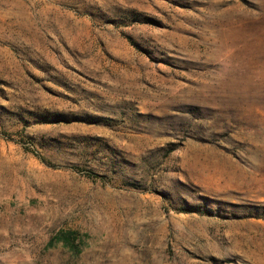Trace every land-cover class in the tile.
I'll list each match as a JSON object with an SVG mask.
<instances>
[{"label":"rangeland","instance_id":"obj_1","mask_svg":"<svg viewBox=\"0 0 264 264\" xmlns=\"http://www.w3.org/2000/svg\"><path fill=\"white\" fill-rule=\"evenodd\" d=\"M0 129V264H264V0H0Z\"/></svg>","mask_w":264,"mask_h":264},{"label":"trees","instance_id":"obj_2","mask_svg":"<svg viewBox=\"0 0 264 264\" xmlns=\"http://www.w3.org/2000/svg\"><path fill=\"white\" fill-rule=\"evenodd\" d=\"M1 130V129H0ZM1 133L4 135V136H8V137H11L10 136V132L9 131H6V130H4V131H2L1 130ZM26 137V139L28 138L27 136H25ZM24 140V141H23ZM21 144H23V146H24V148L26 149V150H30V149H28V147L29 148H31L30 147V145L32 144L30 141H28V142H26L25 141V139H22L21 141H19ZM27 143H29V144H27ZM32 150V149H31ZM44 163H46V164H48V165H50V166H55L53 163H52V161L49 159V158H47L46 156H44V155H42V154H39V153H35ZM75 169H79L78 167H75ZM87 175L89 176V177H92V178H97V177H99V178H101L103 181H108V182H111V180H112V177H110V176H108V175H106V174H100V173H98V172H95V171H93V170H91V171H87ZM114 179V178H113ZM113 183V182H112ZM125 185L126 186H133V187H136V188H139V185L137 184V183H135V182H133V181H126L125 182ZM186 207H187V209H186V207H183V208H185L186 210H194L195 208H197L198 210H202V208L200 207V205H196V204H192V203H186ZM184 209V210H185ZM258 212H255V213H253L254 214V216H257V217H261V216H263L264 217V206L261 208V207H258ZM251 214V213H250Z\"/></svg>","mask_w":264,"mask_h":264}]
</instances>
